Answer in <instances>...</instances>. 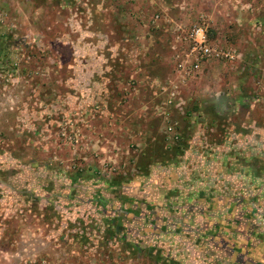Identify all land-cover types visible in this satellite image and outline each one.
<instances>
[{"label": "rangeland", "instance_id": "rangeland-1", "mask_svg": "<svg viewBox=\"0 0 264 264\" xmlns=\"http://www.w3.org/2000/svg\"><path fill=\"white\" fill-rule=\"evenodd\" d=\"M63 1L0 0V264H264V73L166 105L159 14L128 43L121 0Z\"/></svg>", "mask_w": 264, "mask_h": 264}, {"label": "crops", "instance_id": "crops-1", "mask_svg": "<svg viewBox=\"0 0 264 264\" xmlns=\"http://www.w3.org/2000/svg\"><path fill=\"white\" fill-rule=\"evenodd\" d=\"M121 1V3L118 2L117 10L120 13V18L123 19L122 25L125 21L127 27L124 28V26L119 25L120 18L116 21V25L127 32V35L124 34L122 38L124 42L144 41L148 36L146 34L149 33L146 26L150 15L158 13L161 21L154 22V24H160V27L154 25L155 31L153 30L151 33L157 43V34L160 30L162 33L159 40L169 42L168 48L172 51L171 45L174 41L176 27L189 28L201 14H204L208 20L209 34L215 42H218L220 47L238 50L243 56V61H246L247 58L250 59V63H246L242 68L243 70L248 68L249 71L264 73V0H180L176 2L174 0H149L147 5L146 2L142 4L141 0H134L136 1L134 4H129L125 0ZM71 5L72 3L66 0V2H60L58 8H70ZM119 27L117 28L120 30ZM104 35L109 38L114 33L107 29ZM139 48L140 46L136 49ZM104 55L103 61L106 64L100 65L99 72L105 71V67L110 68L109 62L114 58V56L111 57L112 59L108 58L106 53ZM118 63L125 64V57L123 56V59ZM85 69L98 72L96 70L98 68L94 64H87ZM140 71L135 73H141ZM95 83L96 80L94 79L93 84ZM162 115L165 119L169 118L167 113ZM172 146L170 150L175 147ZM178 146L176 148H180ZM142 147L145 148L146 146L143 145ZM141 151L146 152L147 150Z\"/></svg>", "mask_w": 264, "mask_h": 264}, {"label": "built area", "instance_id": "built-area-1", "mask_svg": "<svg viewBox=\"0 0 264 264\" xmlns=\"http://www.w3.org/2000/svg\"><path fill=\"white\" fill-rule=\"evenodd\" d=\"M160 19L159 16L155 20ZM208 20L201 14L189 28L176 27L174 41L171 45L175 65V77L170 82V92L165 100L166 105L180 99L181 90L191 82L196 81L203 72L205 65L213 62L235 64L242 60V54L234 48H223L215 44L209 34ZM176 107L183 105L181 99ZM169 134H174L173 126L167 128Z\"/></svg>", "mask_w": 264, "mask_h": 264}]
</instances>
